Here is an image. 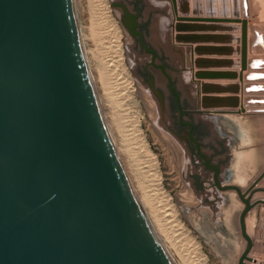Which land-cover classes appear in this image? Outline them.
I'll use <instances>...</instances> for the list:
<instances>
[{
    "label": "water",
    "instance_id": "obj_1",
    "mask_svg": "<svg viewBox=\"0 0 264 264\" xmlns=\"http://www.w3.org/2000/svg\"><path fill=\"white\" fill-rule=\"evenodd\" d=\"M170 2L175 42L224 36L182 31L240 30V35H227L240 44V71L194 69L193 77L241 78L247 21L239 16V0ZM111 4L123 8L125 26L140 35L126 5ZM142 45L155 55V49ZM223 48L199 45L194 50L200 54ZM192 50H179L188 66L231 62L193 57ZM156 66L166 76L181 114L170 73L164 63ZM196 83L203 108L239 105V81ZM217 92L230 95L212 94ZM188 136L205 166L214 171V183L235 189L244 203L238 220L246 245L237 264L259 262L249 255L253 239L245 216L259 205L264 230V199L251 198L264 169L244 190L235 184L221 186L217 165L201 152L191 129ZM0 264H175L121 163L89 69L73 0H0Z\"/></svg>",
    "mask_w": 264,
    "mask_h": 264
},
{
    "label": "rangeland",
    "instance_id": "obj_2",
    "mask_svg": "<svg viewBox=\"0 0 264 264\" xmlns=\"http://www.w3.org/2000/svg\"><path fill=\"white\" fill-rule=\"evenodd\" d=\"M112 1L73 0V3L96 92L129 181L175 264H237L246 245L238 227V213L243 203L235 192L211 188L212 172L203 167L183 136L184 130L176 124L177 108L169 101L166 80L159 70L150 67L157 93L152 91L142 74L143 64L150 55L133 42L121 12L114 8ZM119 1L133 7L134 0ZM143 1L140 19L146 25L147 41L168 63L184 103L196 109L194 119L209 127V135L202 137V141L204 150L221 167L220 179L223 183L236 181L245 185L262 170L260 163L264 159V102L258 101L264 100V91H261L264 87V0H239V16L247 21L246 67L243 70L247 69L246 80L250 81L243 90L253 94L244 99L240 95L243 73L241 78L193 77L194 69L210 70L212 64L195 68L185 63L179 50L189 45L172 39L170 23L174 14L170 0ZM105 8L108 16L103 13ZM233 23L240 25V22ZM112 27L119 32L117 41L110 31ZM231 32H236L231 35H240V30ZM231 42L235 45L229 46V50L237 57L226 58L231 62L223 63L230 69L214 70L240 71V44L233 39ZM132 51L138 53V59H134ZM207 51L196 53L195 57H206L203 54ZM119 52L127 76L118 65L116 54ZM218 66L221 65H214ZM124 78L131 80V86L123 83ZM203 79L239 81V105L200 106L196 81ZM258 84L260 91L255 89ZM212 94L230 95L226 92ZM255 99L257 104L253 102ZM217 109L233 111H213ZM198 182L202 186L200 189L196 186ZM262 196L264 191L260 188L252 193V198ZM253 213L249 210L246 216L247 231L253 239L249 255L259 262L246 260V264H264V230L259 219L253 220Z\"/></svg>",
    "mask_w": 264,
    "mask_h": 264
},
{
    "label": "flooded vegetation",
    "instance_id": "obj_3",
    "mask_svg": "<svg viewBox=\"0 0 264 264\" xmlns=\"http://www.w3.org/2000/svg\"><path fill=\"white\" fill-rule=\"evenodd\" d=\"M113 2H121L119 0H113ZM124 2V1H122ZM127 5V4H125ZM128 6V5H127ZM143 7H144V1L143 0H134L133 2V7L130 8L129 6L127 7L128 11L135 16V19H136V22L137 24L134 26V29L135 31H140L141 34L139 35L137 32L135 33H131L132 37H133V42L138 46V48L140 50H143L144 52L148 53L150 55V58L148 61H146L144 64H143V69H142V74H144L146 77V81L148 83V85H150L152 91H157L153 85H154V81H153V73L150 69L151 68H155L157 70L160 71V73L162 74V76L164 77V79L166 80V85H167V88H168V91H169V94H170V97H169V101L171 104H174L177 108V119H176V124L182 129L184 130V137L186 140H188L189 142V147H191V149L194 151V154H196L201 162H202V165L205 169L207 170H210L212 172L211 176H212V180H210V186L211 188L214 187L216 188L217 190L223 192V191H228L230 190V188L228 189H221L218 185H216L214 183V179H213V170L212 169H209L205 166L204 164V158L197 152L196 150V146H195V143L194 141L192 140L191 137L188 136L189 132H190V129H191V133L192 135L195 137V139H197L198 143H199V146H200V150L201 152L209 159V162L210 163H213V164H216L217 167H218V173H217V181L219 183V185L221 186H225L229 183H223L222 180L220 179V173H221V167L219 165V163L217 161H214L212 156L210 154H208L205 150H204V144H203V141H202V137L204 136H208L209 135V127H207V125L203 122V121H200V120H195L194 117H193V112L194 108H189L186 103H184V99L178 89V87L176 86V83L174 81V78L173 76L171 75L172 77V80H173V84L175 85L178 93H179V102H180V107L182 109V113L180 114L179 112V107L177 105V101H176V97L174 95V93L170 90L169 86H168V81H167V78L166 76L162 73L161 69L156 66L157 64L159 63H164L167 71L169 72V65L168 63L162 58L161 59V56L159 54V52L157 51V49H155L148 41H147V38H146V25H145V22L142 21L140 18L142 17V14H143ZM114 8L117 9L119 12H121V17L123 18V16H125L124 14V10L122 7H120L119 5H114ZM125 23V22H124ZM142 42L145 43V45L148 47V48H153L155 49V55H153V52L146 49L143 45H142ZM132 54L134 56V59H138V53L136 52H133L132 51ZM133 66V64H132ZM134 69V68H133ZM170 73V72H169ZM157 93V92H156ZM159 94V93H158ZM192 123V127H190V124L189 123ZM197 188L200 189L202 186H201V183L198 182V184H196ZM235 190V189H234ZM236 191V190H235ZM237 193V191H236ZM237 198L243 203V201L240 199L238 193H237ZM244 206V203L242 205V207L240 208L239 210V213L241 211V209L243 208ZM239 213H238V216H239ZM238 227H239V220H238ZM239 231H240V227H239ZM241 233V232H240ZM242 235V234H241Z\"/></svg>",
    "mask_w": 264,
    "mask_h": 264
},
{
    "label": "crops",
    "instance_id": "obj_4",
    "mask_svg": "<svg viewBox=\"0 0 264 264\" xmlns=\"http://www.w3.org/2000/svg\"><path fill=\"white\" fill-rule=\"evenodd\" d=\"M224 23H228V22H224ZM183 32H191V33H208L209 35H219V34H223L224 36L223 37H220V38H216V37H211V38H208V41H194V42H186L184 45H189L192 49L195 48L196 44H199V45H207V46H220V47H227V48H223L221 50H208L207 54H203L204 56L206 57H209V58H221V59H226V58H236L237 56H232L230 50H229V46H234L235 43L231 42L232 38H230L229 36L227 35H231L230 33H236V32H230V31H217V30H208V31H199V30H193V31H183ZM250 41V40H249ZM193 53V56L195 57L197 54L195 51L192 52ZM221 66H218V68H215L214 66H211L209 67L208 69L210 70H214V69H230V68H227V66H224V64H220ZM234 70H239V68H233ZM247 70V69H246ZM246 70H243V77H242V80L240 81V88H241V91H240V95H241V98H246L248 95H253L252 93L249 94L247 92H245L243 90V88H246L247 85H249L250 81L246 80ZM261 83V82H260ZM256 91H260L261 90V85H257L256 86ZM261 91H264V87L262 86V90ZM255 95H259L258 93H255ZM246 100V99H245ZM259 102H264V100H258ZM258 101L255 99L253 102L255 104L258 103ZM263 111V110H261ZM216 112V111H215ZM263 162V163H262ZM262 162L260 163L262 165V170L264 169V159L262 160ZM259 165V166H261ZM258 166V165H257ZM261 170V171H262ZM260 171V172H261ZM259 172V173H260ZM259 173L257 175H259ZM256 175V176H257ZM255 176V177H256ZM254 177V178H255ZM253 178V179H254ZM250 180L249 182L247 181L246 184H241L239 182H236V181H231V182H228L229 184H235L237 185L238 187L241 188V190H244L248 187V185L253 181ZM261 182V183H260ZM259 184V185H258ZM261 184V185H260ZM256 187L257 189L260 188L264 191V176L257 182L256 184ZM229 191H232V192H235L236 196H237V193L234 189H230ZM252 198V196H251ZM255 198H263L264 197H255ZM255 198H252V199H255ZM258 206L259 205H255L253 206L250 210L253 211L254 213L252 214V217H253V220L255 221H258L259 217H258V214H257V210H258ZM246 216H247V213H246ZM246 216H245V224H246V230H247V225H248V221L246 220ZM248 232V231H247Z\"/></svg>",
    "mask_w": 264,
    "mask_h": 264
},
{
    "label": "bare ground",
    "instance_id": "obj_5",
    "mask_svg": "<svg viewBox=\"0 0 264 264\" xmlns=\"http://www.w3.org/2000/svg\"><path fill=\"white\" fill-rule=\"evenodd\" d=\"M105 2V1H104ZM103 7H104V5H103ZM108 9V8H107ZM103 13H107L106 14V16H108V10H106V8H105V10H104V12ZM110 14V13H109ZM105 17V16H104ZM109 18V17H108ZM107 24V23H106ZM111 25V24H110ZM114 26V25H113ZM110 27V26H109ZM102 28V27H101ZM110 29V28H109ZM110 31H112L111 33L112 34H114L113 36H114V39H115V41H117V38L119 37V32L117 31V28H111V30ZM108 33H110V32H108ZM117 33V34H116ZM112 36V35H111ZM104 39H105V37H104ZM112 41V40H111ZM116 44H114V46H115ZM119 50V49H118ZM116 58H117V60H118V65H119V67H121V70L122 71H124V72H126L125 74H126V76H127V74H128V72H127V70H126V68L124 67V65H123V63H122V54H121V52H119V53H117L116 54ZM116 60V61H117ZM111 80V79H110ZM122 82V81H121ZM120 82V83H121ZM123 83L124 84H126L127 86H131V80H127V78H124V80H123ZM123 84V85H124ZM122 85V84H121ZM115 89V88H114ZM138 117V116H137ZM135 122H137V121H135ZM159 191V190H158ZM158 234V233H157ZM163 244V243H162Z\"/></svg>",
    "mask_w": 264,
    "mask_h": 264
}]
</instances>
